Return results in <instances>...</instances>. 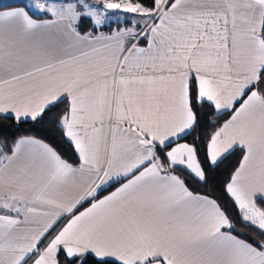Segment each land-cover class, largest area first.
<instances>
[{
	"label": "snow or ice",
	"instance_id": "6c2138e0",
	"mask_svg": "<svg viewBox=\"0 0 264 264\" xmlns=\"http://www.w3.org/2000/svg\"><path fill=\"white\" fill-rule=\"evenodd\" d=\"M61 103L51 129L76 162L33 136L0 143V264H264V0L0 9V114L37 122ZM237 150L224 191L254 238L179 174L208 185Z\"/></svg>",
	"mask_w": 264,
	"mask_h": 264
},
{
	"label": "trees",
	"instance_id": "16d2710c",
	"mask_svg": "<svg viewBox=\"0 0 264 264\" xmlns=\"http://www.w3.org/2000/svg\"><path fill=\"white\" fill-rule=\"evenodd\" d=\"M24 5L22 2H16L4 6H0V9L8 8L10 6H22ZM31 15L36 16L32 11H29ZM130 21V19H129ZM121 27L130 26L125 25L121 22ZM87 25L81 26V31L87 28ZM116 29V22L110 23V25L106 26L102 31L104 34H111ZM141 44H146L144 41H141ZM66 108V103H61L57 107L54 108L53 111L47 112L46 116L43 120L33 122L31 120H26L20 122L12 118V116H0V143L6 141L9 145L14 142L15 139L20 136H33L46 142L52 144L57 147L58 151L61 152L62 155L66 159H69L72 162H76V155L69 149L66 142H64L58 134L54 133L51 129V121L52 119L62 113ZM205 111H209L205 108ZM228 117L226 115L220 114L216 116H210L204 123L203 127L197 130V133L194 135H199L200 137H206L213 129L211 127V122L216 121L217 123H222ZM193 136H189L187 138L188 143H191L193 140ZM201 159H203L204 153H200ZM241 159V155L239 150H237L232 156L228 159L224 160L223 163L219 165L215 170H209V176L215 177L209 181L208 185H201L196 183L187 177L186 173H179L181 176L187 179L190 190L194 193L207 194L212 198H215L218 203L221 204L223 208L227 210L228 215L231 217L233 222L236 225V229L238 232H243L249 238H254V233L251 228H245L240 220L238 209L234 206L232 200L228 197V195L224 191V184L228 180L231 172L238 166L239 160ZM111 190L108 189L107 191ZM105 191L104 193H106ZM260 206H264V201H258ZM86 206V204H85Z\"/></svg>",
	"mask_w": 264,
	"mask_h": 264
},
{
	"label": "crops",
	"instance_id": "0c3cea01",
	"mask_svg": "<svg viewBox=\"0 0 264 264\" xmlns=\"http://www.w3.org/2000/svg\"><path fill=\"white\" fill-rule=\"evenodd\" d=\"M24 5L22 6H25L27 4H25L24 2H22ZM10 4V3H8ZM0 5H4V4H0ZM6 9V8H4ZM28 11H32V9H27ZM30 13V12H29ZM34 13V12H33ZM31 15V14H30ZM105 35H110V34H105ZM140 46H146V44H140ZM0 116H12V114H0ZM36 138V137H35ZM39 139V138H37ZM86 180L87 178L84 177V178H81V177H76L74 179V181L72 183H70L64 190V196L68 199H71V198H74L75 196H77L78 194H80V192L83 190L84 187H86ZM119 185L118 184H111V185H108V186H105V189H102L98 192V195L102 198L104 195H107L109 192L115 190V187H118ZM109 191H107L108 189H110ZM105 191H107L106 193H104ZM259 201V200H258ZM257 201V203H258ZM87 206V204H86ZM258 206H260L258 204ZM31 227H34V228H39L42 226V223H36V224H33V225H30Z\"/></svg>",
	"mask_w": 264,
	"mask_h": 264
},
{
	"label": "rangeland",
	"instance_id": "374dc122",
	"mask_svg": "<svg viewBox=\"0 0 264 264\" xmlns=\"http://www.w3.org/2000/svg\"><path fill=\"white\" fill-rule=\"evenodd\" d=\"M16 2H24L25 4H28V3H30V0H0V4H4V5H8V3L12 4V3H16ZM4 5H2V6H4ZM34 14L39 15L36 12H34ZM131 18H132L131 14H128V19L131 20Z\"/></svg>",
	"mask_w": 264,
	"mask_h": 264
}]
</instances>
